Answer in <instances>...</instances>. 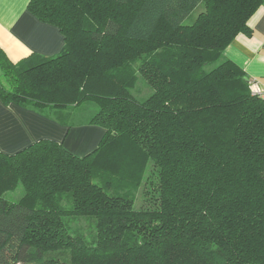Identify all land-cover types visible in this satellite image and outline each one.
<instances>
[{
	"label": "trees",
	"instance_id": "trees-1",
	"mask_svg": "<svg viewBox=\"0 0 264 264\" xmlns=\"http://www.w3.org/2000/svg\"><path fill=\"white\" fill-rule=\"evenodd\" d=\"M263 2L29 0L63 45L0 48V100L67 128L93 101L103 134L80 156L48 137L0 151V264H264V97L224 56Z\"/></svg>",
	"mask_w": 264,
	"mask_h": 264
},
{
	"label": "crops",
	"instance_id": "crops-1",
	"mask_svg": "<svg viewBox=\"0 0 264 264\" xmlns=\"http://www.w3.org/2000/svg\"><path fill=\"white\" fill-rule=\"evenodd\" d=\"M29 0H0V48L17 61L32 52L57 53L63 36L57 27L37 20L28 10ZM251 34L239 33L224 56L239 65L248 78L264 90V2L249 18ZM87 118L67 128L37 112L0 100V151L14 153L39 138H52L77 155L93 149L103 128Z\"/></svg>",
	"mask_w": 264,
	"mask_h": 264
},
{
	"label": "rangeland",
	"instance_id": "rangeland-1",
	"mask_svg": "<svg viewBox=\"0 0 264 264\" xmlns=\"http://www.w3.org/2000/svg\"><path fill=\"white\" fill-rule=\"evenodd\" d=\"M186 22V21H185ZM210 65L205 66V68H211ZM132 93L139 99L145 98L152 91L151 87L146 83V81L139 76V79L135 87L131 90ZM98 108L97 104L93 101L84 102L81 107L77 110L72 111V118L74 122L84 120L88 116L92 115L93 112ZM149 169L146 171V177L141 182V186L137 192V199L135 200V207H139L146 197V192L150 188V184L146 181L148 177ZM22 193L21 186H17L14 190L5 193V196L11 200H17ZM71 233H81L86 238H89L91 232H95L96 228L94 222L92 223L90 217L78 216L73 219V222L69 226Z\"/></svg>",
	"mask_w": 264,
	"mask_h": 264
},
{
	"label": "built area",
	"instance_id": "built-area-1",
	"mask_svg": "<svg viewBox=\"0 0 264 264\" xmlns=\"http://www.w3.org/2000/svg\"><path fill=\"white\" fill-rule=\"evenodd\" d=\"M251 89L254 92L260 93L264 97V90H262L255 82L251 83Z\"/></svg>",
	"mask_w": 264,
	"mask_h": 264
}]
</instances>
